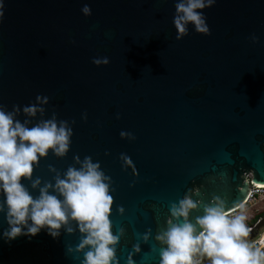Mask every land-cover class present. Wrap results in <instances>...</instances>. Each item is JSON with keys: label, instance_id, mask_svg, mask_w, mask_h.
<instances>
[{"label": "water", "instance_id": "obj_1", "mask_svg": "<svg viewBox=\"0 0 264 264\" xmlns=\"http://www.w3.org/2000/svg\"><path fill=\"white\" fill-rule=\"evenodd\" d=\"M177 2L5 0L0 105L11 111L47 97L43 113L16 118L29 127L54 118L72 129L67 152L49 149L21 182L38 197L85 157L98 163L113 197L111 264H160L166 245L157 236L184 222L171 210L186 197L197 204L188 217L196 224L208 206L230 213L243 205L248 176L264 184V0H216L202 10L210 34L189 22L181 39ZM68 226L55 239L45 230L0 238V264H81L84 234L75 221Z\"/></svg>", "mask_w": 264, "mask_h": 264}, {"label": "clouds", "instance_id": "obj_2", "mask_svg": "<svg viewBox=\"0 0 264 264\" xmlns=\"http://www.w3.org/2000/svg\"><path fill=\"white\" fill-rule=\"evenodd\" d=\"M215 2L178 0L173 17L176 38L181 39L187 34L189 22L197 32L210 34L202 10ZM4 7L5 0H0V22L5 16ZM81 12L85 16L91 15V7L84 4ZM251 39L255 42L257 38L252 36ZM93 63L108 64L109 58L95 57ZM36 100L38 104H28L22 109L13 105L11 111L0 105V196L3 197L0 212L4 213L7 224L0 232V238L11 243L21 235L32 237L45 230L55 239L62 226L67 232L73 231L68 226L72 220L84 234L78 250L88 248L81 264H111L115 251L112 245L118 239L111 230L109 218L113 197L98 163L85 157L80 169L69 167L64 178L57 177L54 185L41 187L38 197H33L21 182L22 178L32 177L33 165L39 157L46 156L49 149L63 156L72 135L66 121H60L58 126L53 118L29 127L28 119L22 122L16 118L21 110L27 117L43 113L40 105L47 103L48 98L38 95ZM125 135L130 134L121 132V136ZM39 184V179L32 181L33 188ZM50 188L63 199L50 193ZM196 207L197 204L187 197L178 207L173 206L172 216L183 217L184 222L172 223L157 236L166 245L160 252V264H264V235L256 240L248 239L251 229L245 224L247 217L243 205L236 215L221 206H208L205 214L193 224L188 220L189 211Z\"/></svg>", "mask_w": 264, "mask_h": 264}, {"label": "built area", "instance_id": "obj_3", "mask_svg": "<svg viewBox=\"0 0 264 264\" xmlns=\"http://www.w3.org/2000/svg\"><path fill=\"white\" fill-rule=\"evenodd\" d=\"M249 181H250V193H249V197L246 200V202L243 204V212L244 214L248 213V212H259V208L257 207L259 204H262L264 202V184H256L251 182V175L248 176ZM250 210V211H249ZM241 211V207H239L236 210H233L230 212L231 215H236V212H240ZM264 214V211L263 213ZM264 218L263 216H259L257 217L253 222H246L245 224L251 229L250 233L255 234V236L250 239V240H256L259 239L260 235H264V227H261L258 229V225L259 223L262 222ZM203 264V262H202Z\"/></svg>", "mask_w": 264, "mask_h": 264}, {"label": "crops", "instance_id": "obj_4", "mask_svg": "<svg viewBox=\"0 0 264 264\" xmlns=\"http://www.w3.org/2000/svg\"><path fill=\"white\" fill-rule=\"evenodd\" d=\"M259 212L257 211V212H248V213H246L245 215H246V217H247V219H246V222H253L257 217H259L260 215H262V213H263V211H264V206H262V207H260L259 208Z\"/></svg>", "mask_w": 264, "mask_h": 264}, {"label": "rangeland", "instance_id": "obj_5", "mask_svg": "<svg viewBox=\"0 0 264 264\" xmlns=\"http://www.w3.org/2000/svg\"><path fill=\"white\" fill-rule=\"evenodd\" d=\"M264 206V202L262 204H259L257 207H262ZM250 211V210H249ZM236 214H239L238 212H236Z\"/></svg>", "mask_w": 264, "mask_h": 264}]
</instances>
